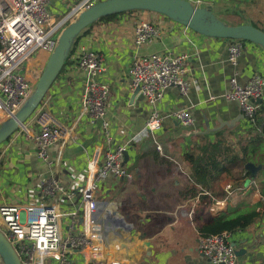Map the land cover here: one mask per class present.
Masks as SVG:
<instances>
[{"label": "crops", "instance_id": "1", "mask_svg": "<svg viewBox=\"0 0 264 264\" xmlns=\"http://www.w3.org/2000/svg\"><path fill=\"white\" fill-rule=\"evenodd\" d=\"M188 1L208 8L218 18H227L221 20L229 24H249L264 31V0ZM80 2L52 0L47 11L56 20L70 16L72 20L73 10ZM134 15L137 20L99 22L75 46V51L82 47L103 57L105 72L100 80L108 88L110 133L115 145L127 146L124 166L132 178L108 177L99 191L102 197L97 198L106 211L114 210L112 204L117 207L113 199L119 196L118 205L124 206V210L123 215L118 214L133 225L131 235L124 234L112 242L119 244L121 255L138 264H212L198 250L202 226L231 209L246 207L259 218L245 230L231 233L238 264H264V162H252L261 166L255 177L248 171L246 176L243 166L236 165L232 177H224L212 187L196 185V196L185 197L189 181L182 161L183 154L199 138L212 141L222 133L232 134L233 143L246 139L244 134L252 126L242 115L238 102L225 100L224 94L230 90L229 80L234 73L241 85L254 75L264 77V51L244 42L237 65L233 66L227 61L231 40L202 36L161 14L138 11ZM231 15L240 18V22L230 21ZM139 20L148 21L159 30V36L142 51L185 55L186 78L194 82L186 97L175 87L166 90L157 106L161 127L153 133L144 128L149 108L131 88L129 78L134 27ZM45 59L46 55L38 52L35 63ZM84 84L85 75L75 70L71 56L40 104L54 124L65 128L66 135L52 146L50 164H45L35 153L36 124L27 120V133H14L16 141L1 157L0 203H35L40 197L41 178L53 176L66 188L83 184L86 160L96 149L104 147L99 128L89 126L87 117L80 116ZM260 103L264 104V98ZM179 109L193 115V127L184 128L173 118V112ZM261 120L264 127V118ZM183 204L191 215L175 219L172 213ZM126 206L134 207L126 210ZM67 208L68 205H58L61 211ZM140 232L146 234L143 241L139 239Z\"/></svg>", "mask_w": 264, "mask_h": 264}, {"label": "built area", "instance_id": "2", "mask_svg": "<svg viewBox=\"0 0 264 264\" xmlns=\"http://www.w3.org/2000/svg\"><path fill=\"white\" fill-rule=\"evenodd\" d=\"M51 1L0 0V125L17 112L34 89L37 80L32 85L27 76L29 59L37 52L47 58L71 18L56 20L51 16L47 11ZM101 1L81 0L72 15L75 17L79 11ZM158 36L159 30L152 23L136 22L129 78L131 88L138 89L149 108L144 124L149 133L161 127L157 106L166 90L175 87L181 96L186 97L194 86V82L186 78L185 55L142 51ZM243 43L231 40L227 47V61L233 66L237 65ZM72 58L75 70L85 75L80 116L87 117L89 126L99 128L104 136V147L96 149L86 160L84 181L79 187H63L50 176L40 179V197L35 203H0V232L14 249L20 264H136L121 255L119 244L112 242L124 234L131 235L130 225L116 211H104V204L96 198L108 177L113 180L132 178L124 166L127 146L115 145L110 133L108 88L100 80L105 72L104 60L99 53L82 47ZM229 85L225 100L238 102L242 115L252 126L259 110L258 100L264 98V77L254 75L241 85L237 73H234ZM41 106L28 121L37 126L33 136L37 158L50 164V150L65 137L66 130L61 124H54ZM172 116L184 128L194 126V117L186 109L176 110ZM25 128L24 124L15 134L27 133ZM13 135L5 142L6 146L1 147L0 162L16 141ZM61 203L68 205L67 210L58 209ZM172 215L178 219L190 216L191 212L183 204L176 207ZM198 250L212 264H238L229 232L201 236ZM0 264H4L1 258Z\"/></svg>", "mask_w": 264, "mask_h": 264}, {"label": "water", "instance_id": "3", "mask_svg": "<svg viewBox=\"0 0 264 264\" xmlns=\"http://www.w3.org/2000/svg\"><path fill=\"white\" fill-rule=\"evenodd\" d=\"M130 11L161 14L193 32L209 38L250 42L264 51V31L249 25H228L208 8L194 6L188 0H103L79 11L62 28L54 51L46 58L34 89L21 107L0 125V146L20 128L44 100L62 70L74 40L91 24L103 17ZM138 93V89H135ZM261 100H258V104ZM126 153L124 155V161ZM260 165L246 163L243 168L255 177ZM133 227L130 226L131 230ZM142 233V236H145ZM142 237L139 236L141 240ZM148 245V243H147ZM237 254V252H236ZM0 258L4 264H20L17 254L0 232Z\"/></svg>", "mask_w": 264, "mask_h": 264}, {"label": "trees", "instance_id": "4", "mask_svg": "<svg viewBox=\"0 0 264 264\" xmlns=\"http://www.w3.org/2000/svg\"><path fill=\"white\" fill-rule=\"evenodd\" d=\"M121 14L125 13L103 17L87 27L74 40L60 74L65 69V66L70 63L77 41L85 32L90 30L95 24L113 20ZM258 106V114L252 128L248 129L244 134L246 139H243V141L233 143L231 141L232 134L224 135L222 133L218 134L212 141L202 137L199 138L195 146L183 154V166L187 170L189 181L188 186H186L185 197L196 196L198 193L196 185L212 187L215 183L221 181L222 178L232 177V170L236 165L244 166L246 163L264 162V127H261V118H264V104L259 103ZM244 141L245 143L242 144ZM243 171L246 176H249L246 170ZM258 218V214L249 208L238 207L231 209L217 218L209 219L202 226V236L221 232L234 233L243 231Z\"/></svg>", "mask_w": 264, "mask_h": 264}, {"label": "rangeland", "instance_id": "5", "mask_svg": "<svg viewBox=\"0 0 264 264\" xmlns=\"http://www.w3.org/2000/svg\"><path fill=\"white\" fill-rule=\"evenodd\" d=\"M135 12H138V11H134V12H129L128 14H131V16L130 15H126V13L125 14H121L119 17L117 16V17H115L112 21H122V20H124V19H128V20H130V21H133V19L134 20H137L138 18V16H136V15H134V13ZM231 17L232 18H230L231 20L230 21H234V23H239L240 22V18H238V17H234V16H232L231 15ZM216 18L217 19H219V20H221V18H222V16H220L219 18L216 16ZM224 19H227V18H225V17H223L222 18V20H224ZM221 20V21H222ZM224 21H227V20H224ZM224 21H222V22H224ZM225 24H228V25H233V24H229V22H224ZM98 25V23L97 24H95L94 26H97ZM234 25H239V24H234ZM93 26V27H94ZM92 27V28H93ZM91 28V29H92ZM90 29V30H91ZM37 55H38V52L36 53ZM37 55H32L31 56V58L29 59V61H28V66H27V76H28V78L31 80V83H32V85L34 84V82L37 80V78H38V76L40 75V73H41V71H42V69H43V67H44V64H45V60L43 61V60H41V63H35L36 61H35V59H36V56ZM11 139V138H10ZM2 146H6V143H3L1 146H0V150H1V147ZM102 195H103V193L102 192H99L98 194H97V196H96V198H98L99 197V199L102 197ZM117 204H116V206L117 207H114L113 206V204H112V208L114 209V211H116L117 213L119 212L120 214L122 213V215H123V210H124V206H121V205H118V201H119V196H116V198L115 199H113ZM112 203V202H111ZM147 205H144V207H146ZM134 206H126V210H128V209H132ZM143 209V208H142ZM142 233H144V232H140V237H142L141 238V241H143V239L145 238V236H142ZM148 247V246H147ZM134 261L136 262V260L134 259ZM137 263V262H136ZM146 263V262H145ZM144 262L143 263H139V264H145ZM138 264V263H137Z\"/></svg>", "mask_w": 264, "mask_h": 264}]
</instances>
